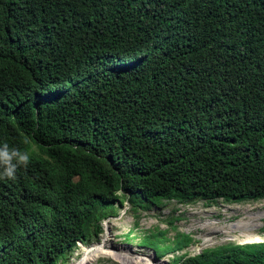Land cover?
<instances>
[{
	"label": "trees",
	"instance_id": "16d2710c",
	"mask_svg": "<svg viewBox=\"0 0 264 264\" xmlns=\"http://www.w3.org/2000/svg\"><path fill=\"white\" fill-rule=\"evenodd\" d=\"M5 142L32 162L0 179V264H135L87 244L116 205L264 199V0H0ZM169 264H264V241Z\"/></svg>",
	"mask_w": 264,
	"mask_h": 264
},
{
	"label": "rangeland",
	"instance_id": "374dc122",
	"mask_svg": "<svg viewBox=\"0 0 264 264\" xmlns=\"http://www.w3.org/2000/svg\"><path fill=\"white\" fill-rule=\"evenodd\" d=\"M207 225L221 227V231L226 232L208 233L209 240L204 242ZM181 232L188 234L189 244L160 256H155L150 247L139 243L143 234L153 233L161 245L171 244L175 236ZM243 233L256 235L258 240L243 241ZM102 235H105V241L111 245L110 253L118 254L122 259L143 264L153 258L155 261L163 260L164 264H169L174 256L182 253L193 254L203 248L228 243L264 241V199L242 202H225L217 199L208 203L203 200L190 203L170 200L148 207L144 205L132 207L126 200L121 205H116L112 215L101 221L100 233L87 244L102 243ZM81 245L83 244L77 242L74 252L65 263L76 256L75 252L80 250ZM93 264L121 262L111 257L99 256Z\"/></svg>",
	"mask_w": 264,
	"mask_h": 264
},
{
	"label": "clouds",
	"instance_id": "9594fccd",
	"mask_svg": "<svg viewBox=\"0 0 264 264\" xmlns=\"http://www.w3.org/2000/svg\"><path fill=\"white\" fill-rule=\"evenodd\" d=\"M32 162L28 151L19 147H10L8 143L0 144V179L14 180L19 168H27Z\"/></svg>",
	"mask_w": 264,
	"mask_h": 264
},
{
	"label": "water",
	"instance_id": "95a60500",
	"mask_svg": "<svg viewBox=\"0 0 264 264\" xmlns=\"http://www.w3.org/2000/svg\"><path fill=\"white\" fill-rule=\"evenodd\" d=\"M153 254H154V252H153Z\"/></svg>",
	"mask_w": 264,
	"mask_h": 264
}]
</instances>
